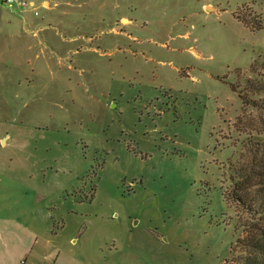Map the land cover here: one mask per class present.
I'll use <instances>...</instances> for the list:
<instances>
[{
    "label": "rangeland",
    "instance_id": "1",
    "mask_svg": "<svg viewBox=\"0 0 264 264\" xmlns=\"http://www.w3.org/2000/svg\"><path fill=\"white\" fill-rule=\"evenodd\" d=\"M25 1L0 0V200L37 189L100 264H237L225 189L264 138V0Z\"/></svg>",
    "mask_w": 264,
    "mask_h": 264
},
{
    "label": "crops",
    "instance_id": "2",
    "mask_svg": "<svg viewBox=\"0 0 264 264\" xmlns=\"http://www.w3.org/2000/svg\"><path fill=\"white\" fill-rule=\"evenodd\" d=\"M1 139L5 143L6 139ZM35 194L36 200L40 199L42 194L37 189L27 188L19 201L0 200V264H100L103 254L98 251L95 256L88 249L87 223L80 225L81 220L74 225L69 239L63 236L67 228L64 215L61 220L57 219L59 224L53 229L50 225L45 228L43 225L47 223L35 208L37 204L29 205L26 200L27 196ZM52 237L59 240L50 248Z\"/></svg>",
    "mask_w": 264,
    "mask_h": 264
},
{
    "label": "trees",
    "instance_id": "3",
    "mask_svg": "<svg viewBox=\"0 0 264 264\" xmlns=\"http://www.w3.org/2000/svg\"><path fill=\"white\" fill-rule=\"evenodd\" d=\"M243 18L248 26L263 27L262 21ZM240 95L245 105L250 104L246 96ZM253 102L264 109V102ZM229 180L225 197L237 209L231 260L237 264H264V138L251 136L246 140L239 158L230 162Z\"/></svg>",
    "mask_w": 264,
    "mask_h": 264
},
{
    "label": "built area",
    "instance_id": "4",
    "mask_svg": "<svg viewBox=\"0 0 264 264\" xmlns=\"http://www.w3.org/2000/svg\"><path fill=\"white\" fill-rule=\"evenodd\" d=\"M6 4H15V3H19V4H22V5H27V2L24 0V1H21V0H3ZM31 5H34L33 2L30 3Z\"/></svg>",
    "mask_w": 264,
    "mask_h": 264
}]
</instances>
